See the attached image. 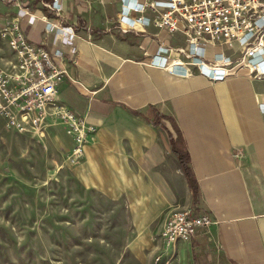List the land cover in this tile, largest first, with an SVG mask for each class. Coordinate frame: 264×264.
Instances as JSON below:
<instances>
[{
    "label": "crops",
    "instance_id": "crops-1",
    "mask_svg": "<svg viewBox=\"0 0 264 264\" xmlns=\"http://www.w3.org/2000/svg\"><path fill=\"white\" fill-rule=\"evenodd\" d=\"M63 4L54 22L71 26L77 36L72 44L56 42L63 53L60 66L68 71L59 99L98 129L76 165L78 173L117 175L121 183L125 175L143 230L172 205L208 214L214 224L184 246L193 259L264 264V80L244 73L223 82L171 75L151 58L158 35L180 46L182 34L169 36L154 26L146 35L126 31L119 23L120 0ZM0 7L14 17V7L1 1ZM34 12L37 22L23 19L22 28L30 42L52 50L54 33L46 31L42 14L55 17L40 8ZM156 113L172 117L186 139L200 185L197 203L172 151L173 124H153Z\"/></svg>",
    "mask_w": 264,
    "mask_h": 264
},
{
    "label": "built area",
    "instance_id": "built-area-1",
    "mask_svg": "<svg viewBox=\"0 0 264 264\" xmlns=\"http://www.w3.org/2000/svg\"><path fill=\"white\" fill-rule=\"evenodd\" d=\"M0 1L16 9L2 29L14 59L0 69V115L8 120L7 129L25 134L62 125L74 145L69 160L77 164L95 142L98 129L59 99L68 71L60 66L63 53L56 42L63 39L72 44L77 36L71 26L54 22L62 16L64 0ZM120 1L119 23L127 26L126 31L146 35V28L154 26L169 36L183 35L185 42L180 46L158 35L161 40L151 64L169 74H199L223 82L244 73L250 79L264 80V0ZM39 8L55 17L42 14L46 31L54 33L52 50L30 42L21 25L23 19L35 24L39 15L34 11ZM166 223L163 235L170 245L178 240L191 242L214 224L208 214L195 216L190 210L175 213Z\"/></svg>",
    "mask_w": 264,
    "mask_h": 264
},
{
    "label": "rangeland",
    "instance_id": "rangeland-1",
    "mask_svg": "<svg viewBox=\"0 0 264 264\" xmlns=\"http://www.w3.org/2000/svg\"><path fill=\"white\" fill-rule=\"evenodd\" d=\"M5 11L0 69L14 59L2 33ZM7 121L0 115V264H204L186 242L170 245L163 235L175 213H200L172 205L143 230L125 175L121 183L117 175L78 173L81 163L69 160L74 145L58 124L25 134Z\"/></svg>",
    "mask_w": 264,
    "mask_h": 264
},
{
    "label": "trees",
    "instance_id": "trees-1",
    "mask_svg": "<svg viewBox=\"0 0 264 264\" xmlns=\"http://www.w3.org/2000/svg\"><path fill=\"white\" fill-rule=\"evenodd\" d=\"M163 119L170 120L171 124H173L175 135L170 130H168L169 138H171L172 143V151L176 154L179 159V164L187 180L189 181L192 194L194 195V202L197 203L199 202V198L201 196L200 185L198 180L196 179L194 168L191 165V153L189 152L186 139L184 138L183 133L178 124H176L175 120L170 116L167 117L156 113L153 124L163 125L161 123Z\"/></svg>",
    "mask_w": 264,
    "mask_h": 264
}]
</instances>
